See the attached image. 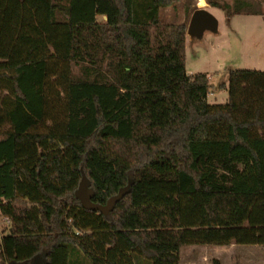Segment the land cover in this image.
Wrapping results in <instances>:
<instances>
[{"label":"trees","instance_id":"obj_1","mask_svg":"<svg viewBox=\"0 0 264 264\" xmlns=\"http://www.w3.org/2000/svg\"><path fill=\"white\" fill-rule=\"evenodd\" d=\"M179 1L0 0V264L264 247V72L230 70L228 102L209 104L187 23L161 19ZM207 1L228 21L264 15V0ZM82 169L100 205L131 183L109 216L75 198Z\"/></svg>","mask_w":264,"mask_h":264},{"label":"rangeland","instance_id":"obj_2","mask_svg":"<svg viewBox=\"0 0 264 264\" xmlns=\"http://www.w3.org/2000/svg\"><path fill=\"white\" fill-rule=\"evenodd\" d=\"M198 1L182 0L174 6L161 10L165 23L182 25L187 28ZM204 0L205 9L219 20V33L207 32L203 39H190L186 44L185 66L189 75L206 74L213 88L208 97L209 104H226L229 92L220 85L228 84L230 70L264 72V15H237L227 20L226 14L211 7ZM232 5L235 0H211ZM185 5L189 6L188 14ZM209 5V6H208ZM264 12V4H263ZM5 231V234L3 233ZM10 234V224L0 214V247L4 235ZM181 264H264V247L249 245L229 246H184L180 251ZM53 264H67V252L57 250Z\"/></svg>","mask_w":264,"mask_h":264},{"label":"water","instance_id":"obj_3","mask_svg":"<svg viewBox=\"0 0 264 264\" xmlns=\"http://www.w3.org/2000/svg\"><path fill=\"white\" fill-rule=\"evenodd\" d=\"M207 32L219 33V20L207 9L198 7L192 14L188 28L187 37L190 39L201 40ZM131 191V183L122 188L117 195L111 197L105 205L93 202L95 190L92 188L90 179L82 169V178L75 198L81 206L91 212H99L104 216H109L115 209L116 205L121 202Z\"/></svg>","mask_w":264,"mask_h":264},{"label":"crops","instance_id":"obj_4","mask_svg":"<svg viewBox=\"0 0 264 264\" xmlns=\"http://www.w3.org/2000/svg\"><path fill=\"white\" fill-rule=\"evenodd\" d=\"M203 2H204V0H202ZM203 2H199L198 1V7H199V5L201 4V5H203V7L204 8H206V6H204V4H203ZM207 2V1H206ZM205 3V2H204ZM209 6V5H208ZM187 42H188V37H187ZM187 42H186V44H187ZM221 87H224V88H226L227 89V87H228V84H223V85H220L219 87H218V89H220Z\"/></svg>","mask_w":264,"mask_h":264},{"label":"bare ground","instance_id":"obj_5","mask_svg":"<svg viewBox=\"0 0 264 264\" xmlns=\"http://www.w3.org/2000/svg\"><path fill=\"white\" fill-rule=\"evenodd\" d=\"M199 7L204 8L203 5H201V4L199 5Z\"/></svg>","mask_w":264,"mask_h":264}]
</instances>
